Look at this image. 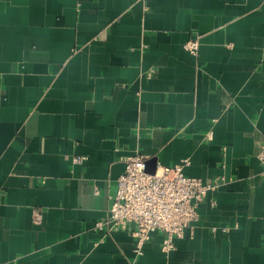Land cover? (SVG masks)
I'll list each match as a JSON object with an SVG mask.
<instances>
[{
    "label": "crops",
    "instance_id": "0c3cea01",
    "mask_svg": "<svg viewBox=\"0 0 264 264\" xmlns=\"http://www.w3.org/2000/svg\"><path fill=\"white\" fill-rule=\"evenodd\" d=\"M263 141L264 0H0V264H264ZM135 154L217 182L169 253L95 227Z\"/></svg>",
    "mask_w": 264,
    "mask_h": 264
},
{
    "label": "built area",
    "instance_id": "2783aa9c",
    "mask_svg": "<svg viewBox=\"0 0 264 264\" xmlns=\"http://www.w3.org/2000/svg\"><path fill=\"white\" fill-rule=\"evenodd\" d=\"M199 46L196 37L184 44L194 55L198 54ZM86 158L78 155L73 161L78 164ZM259 159L264 175V141ZM146 162V157L141 154L126 159L125 169L117 178L111 206L106 216L97 220L95 227L105 235L114 230L130 231L137 254H143L145 244L154 232L162 231V249L169 253L177 247L176 238L184 237L185 230L198 220L199 205L217 182L186 175L184 167L190 163L187 158L174 164H160L154 172L147 170Z\"/></svg>",
    "mask_w": 264,
    "mask_h": 264
},
{
    "label": "water",
    "instance_id": "95a60500",
    "mask_svg": "<svg viewBox=\"0 0 264 264\" xmlns=\"http://www.w3.org/2000/svg\"><path fill=\"white\" fill-rule=\"evenodd\" d=\"M146 167H147L148 171L154 172L156 170V168H157V165L155 164L154 160H153V162H151V164H150L149 161H147L146 162Z\"/></svg>",
    "mask_w": 264,
    "mask_h": 264
}]
</instances>
